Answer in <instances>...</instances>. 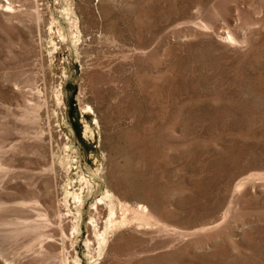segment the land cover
<instances>
[{"label":"rangeland","instance_id":"1","mask_svg":"<svg viewBox=\"0 0 264 264\" xmlns=\"http://www.w3.org/2000/svg\"><path fill=\"white\" fill-rule=\"evenodd\" d=\"M0 264H264V0H0Z\"/></svg>","mask_w":264,"mask_h":264}]
</instances>
